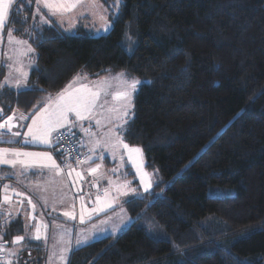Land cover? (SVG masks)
I'll return each instance as SVG.
<instances>
[{
  "label": "trees",
  "instance_id": "1",
  "mask_svg": "<svg viewBox=\"0 0 264 264\" xmlns=\"http://www.w3.org/2000/svg\"><path fill=\"white\" fill-rule=\"evenodd\" d=\"M35 9L9 10L3 32L17 29L37 66L26 89L0 91V119L44 105L77 74L144 81L124 139L142 149L153 187L122 203L125 230L67 264H264V0H121L100 36L56 24L30 36Z\"/></svg>",
  "mask_w": 264,
  "mask_h": 264
},
{
  "label": "snow or ice",
  "instance_id": "2",
  "mask_svg": "<svg viewBox=\"0 0 264 264\" xmlns=\"http://www.w3.org/2000/svg\"><path fill=\"white\" fill-rule=\"evenodd\" d=\"M82 2V0H35L36 11L33 13V18L35 19L36 15H39L38 23H34L28 30V35L31 36L33 32H43L45 30L42 26H51L52 24H59L62 26L63 17L72 12L77 6ZM93 6L103 8V5H97L96 0H92ZM13 5V0H0V44L3 43V30L5 28V22L9 16V9ZM31 5H29L30 7ZM120 10V0H115V3L111 6V20L114 21L119 17ZM104 12H108V9H103ZM59 18L53 20L52 18ZM99 19L102 21L104 30L107 31L111 27V22L106 15L101 14ZM17 29L11 28L7 31L8 43L9 44H18L21 45L20 48L16 49L17 61L14 64L7 65L9 67V74L5 76L4 80L0 82V90L7 88H15L19 93L22 89L27 88L28 72L24 71L22 63L19 61V57L27 56L29 53H35V49L27 40H18L14 36V33ZM128 40L131 41V37H128ZM134 43V42H133ZM7 57L8 60H12V57L8 53L3 54ZM19 64L20 66H15ZM12 72L16 73V76L12 75ZM127 73L121 72L118 73L115 77H108L104 80L93 81L91 84L79 83L87 79L86 76L81 77L80 74H77L73 78V81L69 83L64 89L57 93L56 97H48V102L44 104V107L37 111L31 117L21 113L18 117L9 115L7 119L0 123V129H7V133H10V138L5 141L0 139V143H20L19 140H16V137L21 136V132L13 131V128L17 127V123H14V117L16 120L23 122L31 119V123L27 124V131L23 133L25 139L23 140L24 145L29 144H39L45 146L46 148L52 149L56 152H62L63 146L61 142L67 138L65 132L59 131L60 129H66L67 135L75 137V133L71 132L72 128L79 126L81 130L90 137H97L96 132H92L90 128L83 127V122L88 121L89 124H92L94 121L97 129L103 127L102 118L108 123L112 124L111 128H108L107 132L104 133V139L97 138L93 142V146L89 149V152L94 153L98 148L103 147L105 150H110V154L113 157V160L119 156L121 160L120 167H124V158L127 157V162L131 164L132 168L135 169L136 177L139 178L140 186L143 188L144 193H148L153 187V174L148 173L144 170V163L142 160V149L137 146H130L125 142L124 137L127 135V128L131 120L132 112L134 109V93L138 91V87L144 83L143 80L137 78L127 79ZM115 80L117 83L118 90L111 91V81ZM148 83H151L148 81ZM35 90V89H32ZM111 96L112 105L105 108V105L108 104L107 99L101 102V97ZM100 110L101 115L106 112L107 115L102 118H98L97 110ZM74 116L75 120H72L71 117ZM19 126L23 127L21 123ZM5 135L4 132L0 131V137ZM59 146V147H58ZM75 147V146H73ZM80 147H85L83 141L80 142ZM71 155V153H69ZM96 157L89 155L86 159H80L77 163H89L94 161ZM103 159V155L99 157ZM0 165H8L11 168L15 169L17 165L20 166L21 172L20 175H25L30 170L43 172L44 170L53 171L55 175H60L61 165L57 163L54 159L52 152L50 151H41V152H28L21 151L15 148H0ZM64 167L71 168V165L64 161ZM102 167L101 164H97L96 167L90 168L88 171L90 174H96L99 169ZM74 170V169H73ZM119 168L112 169L113 174L119 173ZM71 175V172H69ZM122 175H127L124 173ZM77 177L81 176L80 172L76 173ZM6 178V177H4ZM2 179V178H0ZM99 181H97V184ZM132 181L125 180L123 183H113L112 180H109V189L104 191V202L102 206L94 207L87 209L84 205H81L80 213V223L85 222V214L89 213V220L93 216L99 215L104 212L106 208H112V203L108 202V197L111 194V191H115L119 196H127L129 193H132L134 196H139L140 193L137 188L131 187ZM96 186V185H93ZM9 185H4V188L7 189ZM13 191H15L13 189ZM116 198L113 197L115 202ZM4 201L8 202L9 197L4 196ZM131 201H124V203H130ZM28 203L33 207H36L32 203V200H29ZM97 205H101V198L99 195L96 196ZM121 213L124 212V209H120ZM63 215L67 218L73 219L74 214L72 212H64ZM9 220L13 219L11 216L8 217ZM104 221L103 223H106ZM121 224L125 223L123 217L120 221ZM0 227H3L0 224ZM28 225H25L26 234L17 235L12 240V245L16 246L15 251H10L7 253L10 257L18 256V252L23 249V243L26 240L34 239L41 240L46 239L40 229L41 227L47 228L48 225H41L39 222L35 226V232L32 236L27 235ZM57 227H60L57 225ZM95 227V225H93ZM119 228V225H117ZM69 232L71 229L68 230ZM114 232L116 229L113 230ZM5 233L0 232V251H4V245L6 241H2L3 235ZM89 237H81L77 240V244L86 243ZM69 251V248L61 249V256L59 259L61 261L66 259V254ZM55 255V253H53ZM51 260V256L49 257ZM5 264H12L11 260H7Z\"/></svg>",
  "mask_w": 264,
  "mask_h": 264
},
{
  "label": "rangeland",
  "instance_id": "3",
  "mask_svg": "<svg viewBox=\"0 0 264 264\" xmlns=\"http://www.w3.org/2000/svg\"><path fill=\"white\" fill-rule=\"evenodd\" d=\"M107 6L104 5V0H96L97 5H103V8L93 6L92 0H88L87 4L90 11L88 12V17L83 19L76 18L73 16H64L63 24L60 26L62 31L67 34H75L77 32L87 33L92 36L105 35L109 32L111 27L107 31L104 30L102 21L99 19L100 15H106L112 26L111 20V6L115 3V0H106ZM121 5V0H120ZM103 9H108V12H104ZM39 15L36 19H33V24L38 23ZM32 24V25H33ZM5 36L3 38V41ZM18 40H20L18 38ZM3 44H0V47H3ZM4 53H8L12 57V60H8L7 57L3 55V74L1 76V82L4 80L5 76L9 74V67L7 65L14 64L17 61L16 49L20 48L13 43V47L8 43V38L6 45L4 44ZM13 50V52H12ZM10 51V53H9ZM12 54V55H11ZM20 63H22L24 71L29 72L31 68L37 66L36 63V54L29 53L27 56L19 57ZM15 66H20L16 64ZM125 71H117L103 75L99 79L95 78L93 81L104 80L108 77H115L118 73ZM13 76H16L15 72H12ZM127 79L137 78L132 75H128ZM138 79V78H137ZM88 83V84H91ZM112 87L111 91L118 90L117 83L115 80L111 81ZM76 86H79L77 83ZM14 89V88H13ZM135 95V93H134ZM107 99L108 104L105 105V108L112 105L111 96L101 97V102ZM98 118L106 116L107 113L104 112L102 115L100 110H97ZM133 113V112H132ZM132 117V116H131ZM72 120H75V117H71ZM103 127L97 129L94 121L92 124H89L88 121L83 122V127L90 128L92 132L97 133V137L93 138L86 135L79 126L72 128L71 132L75 133L79 140L84 142L85 145L93 146L95 139L99 138L103 141L104 133L107 132L108 128L112 127L111 123H108L102 118ZM66 130V129H60ZM126 142V141H125ZM127 143V142H126ZM130 145V144H129ZM136 146V145H130ZM139 147V146H137ZM81 149V147H80ZM49 151V149H48ZM55 153H57L55 151ZM83 153V152H82ZM103 153V156H107L111 161V166L104 167V171L108 173V182L112 180L113 183H123L125 180L132 181L131 187L137 188L140 195L134 196L132 193H129L127 196H119L114 190L111 191L110 196L108 197V202L112 203V208H106L104 212L99 215H95L89 220V213L85 214V222L80 223V213L81 205L83 204L85 208L91 209L94 207L102 206L105 200L104 191L109 189L110 186L101 185L98 187L102 195L98 194V191H92L87 188L88 182H93V179L87 175L86 170L83 169V163L70 162L61 156L60 159L54 156L57 163L61 165L60 175H55L53 171H48L45 174H34L32 182L33 184H27L24 186V191H19L18 188H15L13 192L4 187H0V224L3 227H0V232L5 233L3 235L2 241L7 243L4 245V251L1 253V260L5 263L7 260H11L12 264H22L25 260L24 258L29 257L31 264H67L70 254L73 250L80 248L84 245H87L93 241L102 239L107 236H117L123 230H125L132 222V218L127 213L126 209L123 207L122 203L127 201L130 198H141L146 193H144L143 188L140 186L139 178L136 177L135 169L132 168L131 164L127 162V157L124 158V167H120L121 160L119 156L113 160L110 150H105L101 147L100 152ZM53 154V153H52ZM142 160L145 164L144 154L142 151ZM64 161H67L71 168L64 167ZM100 164V163H99ZM119 168V173L113 174L112 169ZM74 169V170H73ZM145 170V168H144ZM146 171V170H145ZM71 172V175H69ZM80 172L81 176L77 177L76 173ZM148 172V171H146ZM127 173V175H122ZM150 173V172H148ZM153 174V173H151ZM154 175V174H153ZM154 181V176H152ZM98 181V180H97ZM25 184V183H24ZM168 182L164 184L163 187L167 186ZM150 192V191H149ZM9 197V201H4V196ZM99 195L101 198V205H97L96 196ZM113 197L116 198L115 202ZM29 200H32V203L36 205L33 207L28 203ZM91 202V204L89 203ZM123 208L124 212L121 213L120 209ZM64 212H72L74 218L70 219L63 215ZM11 216L13 219L9 220L8 217ZM125 220L124 224H121V218ZM107 221L106 223H103ZM41 225H48L47 228L41 227L40 231L46 239H41L39 241L30 239L26 240L23 243V249L18 252V256L10 257L7 255L10 251H15L16 246L12 245V240L17 235H25L26 229L25 225H28L27 235L32 236L35 232V226L37 223ZM59 225L60 227H57ZM95 225V227H93ZM119 225V228H117ZM155 223L147 222L145 227L149 233L156 238L158 235L157 227L155 228ZM155 228V229H154ZM71 229L69 232L68 230ZM116 229L114 232L113 230ZM61 230H64L65 233H59ZM162 234V235H161ZM160 238L164 237L165 234L161 232ZM60 235V237L58 236ZM81 237H89L86 243L77 244V240ZM69 248V251L66 254V259L61 261L59 257L61 256V249ZM55 253V255H53ZM51 256V260L49 257ZM29 263V264H30Z\"/></svg>",
  "mask_w": 264,
  "mask_h": 264
},
{
  "label": "crops",
  "instance_id": "4",
  "mask_svg": "<svg viewBox=\"0 0 264 264\" xmlns=\"http://www.w3.org/2000/svg\"><path fill=\"white\" fill-rule=\"evenodd\" d=\"M87 1L88 0H82V2L77 6V8H75L72 12L66 14V16L75 15L76 18H80V19L88 17L87 15H88V12L90 11V9H89V6L87 4ZM13 2H14V0H13ZM35 11H36V9H35ZM37 17H38V15H36V19H37ZM52 19L57 20L59 18L54 17ZM56 25L62 30V28L60 27L61 25H59V24H56ZM4 36H5V39H4L3 43L6 45V41L8 38L7 33L3 32V38H4ZM14 36L16 37V39L19 38L20 40H25V39H22L16 35H14ZM4 44H3V47H0V80H1V76L3 74V68H4V67H2L3 51H4V47H5ZM15 45L21 47V45H18V44H15ZM11 46L13 47V44H11ZM12 52H13V50H12ZM9 53H10V51H9ZM32 69L33 68H31L30 71ZM29 72H28V74H29ZM83 76L84 75H81V77H83ZM99 78L100 77H98L97 79H99ZM92 80H94V79L87 77V79L82 80V81H78L77 83L82 82V83L88 84ZM71 81H73V79ZM69 83H68V85H69ZM4 89H9V90H12L14 92H17V90L15 88L10 89V88L5 87ZM4 89H2V90H4ZM2 90H0V91H2ZM22 90H24V89H22ZM43 107H44V105L38 106L37 108L33 109L31 112H28V113H23L22 111H20L18 109L12 108L10 110V112L4 118L0 119V123H3L9 115H13L14 113H15V117H18L21 113L27 115L28 117H31L32 115H34L37 111H39ZM0 110H1V108H0ZM15 117H14L13 122L17 123L18 126L13 128V131L21 132V136L15 138L16 140H19L20 143H0V148H15V149H19L21 151H28V152L48 151L49 148H46L45 146H42L39 144L24 145L22 143L23 140L25 139V137L23 136V133L27 131V124L31 123V119H28L27 121L20 122V121L16 120ZM21 123L23 124V127L19 126ZM0 131L5 133V135L3 137H0V139L7 141L10 138V133H7L6 128L0 129ZM59 131H61V130H59ZM91 147H92L91 145H85V147L81 148V151L83 152V155H84L83 159H86L89 155H93L94 157H96L94 159V161H92V162L83 163V169L86 170V172H87L86 174L89 175L91 179H93L91 190L95 191V190H99L98 187L100 185L102 187H104L105 185L110 186L109 182L107 180V178L109 177L108 176L109 172L104 171L103 169L105 166L106 167L111 166L112 163L108 159L107 156H103L104 157L103 159L99 158L101 155H103V153H99L101 147L98 148L94 153L89 152V149ZM49 151L53 153V157L55 156V157H57V159H60V157L54 152V150L49 149ZM99 163L102 165V167L99 169V171L96 174H90L88 170L90 168L96 167V165ZM20 172H21V168L19 165H17L15 169L11 168L8 165H0V178H2V179H0V187H4V185H9L10 187H8L7 189L10 190L11 192H13V189H15V188H18L19 191H24L23 190L24 186H26L28 183L33 184L32 179H33L34 174H45L47 172V170H44L43 172L30 170L25 175H20ZM4 177H6V178H4ZM97 180L99 181L98 184H97ZM93 185H96V186H93ZM63 231L64 230H61V232H59V233H62ZM63 233H65V232H63ZM58 236L60 237V235H58Z\"/></svg>",
  "mask_w": 264,
  "mask_h": 264
},
{
  "label": "built area",
  "instance_id": "5",
  "mask_svg": "<svg viewBox=\"0 0 264 264\" xmlns=\"http://www.w3.org/2000/svg\"><path fill=\"white\" fill-rule=\"evenodd\" d=\"M61 132H65L67 138H65L61 144L63 146V151L59 152L63 157H65L66 160H71L77 162L80 159H83V153L80 149V144L77 136L73 138L72 136L67 135L66 130H62ZM73 133V132H72ZM75 146V147H73ZM59 147V146H58ZM71 153V155H69ZM87 188L91 189L92 188V182H88ZM98 194L102 195L100 190H98ZM2 251H0V256H1ZM1 258V257H0ZM0 264H5L3 261L0 259Z\"/></svg>",
  "mask_w": 264,
  "mask_h": 264
},
{
  "label": "water",
  "instance_id": "6",
  "mask_svg": "<svg viewBox=\"0 0 264 264\" xmlns=\"http://www.w3.org/2000/svg\"><path fill=\"white\" fill-rule=\"evenodd\" d=\"M1 111V110H0ZM23 143V142H22ZM91 204V202H89Z\"/></svg>",
  "mask_w": 264,
  "mask_h": 264
}]
</instances>
